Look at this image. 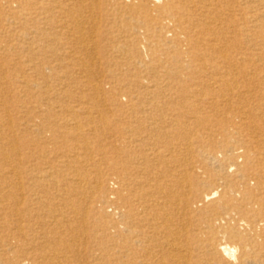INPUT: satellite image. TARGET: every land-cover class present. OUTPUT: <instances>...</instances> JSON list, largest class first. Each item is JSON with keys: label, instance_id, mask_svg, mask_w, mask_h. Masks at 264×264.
Listing matches in <instances>:
<instances>
[{"label": "bare ground", "instance_id": "6f19581e", "mask_svg": "<svg viewBox=\"0 0 264 264\" xmlns=\"http://www.w3.org/2000/svg\"><path fill=\"white\" fill-rule=\"evenodd\" d=\"M0 264H264V0H0Z\"/></svg>", "mask_w": 264, "mask_h": 264}, {"label": "rangeland", "instance_id": "374dc122", "mask_svg": "<svg viewBox=\"0 0 264 264\" xmlns=\"http://www.w3.org/2000/svg\"><path fill=\"white\" fill-rule=\"evenodd\" d=\"M2 3H3V2H2ZM229 37H230V35H229ZM107 211L110 212V209H107Z\"/></svg>", "mask_w": 264, "mask_h": 264}]
</instances>
